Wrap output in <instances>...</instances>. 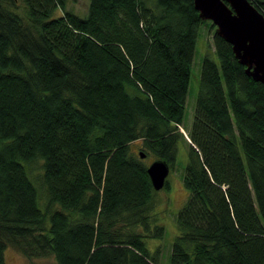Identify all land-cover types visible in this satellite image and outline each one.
I'll return each instance as SVG.
<instances>
[{
  "label": "trees",
  "instance_id": "1",
  "mask_svg": "<svg viewBox=\"0 0 264 264\" xmlns=\"http://www.w3.org/2000/svg\"><path fill=\"white\" fill-rule=\"evenodd\" d=\"M247 1L264 17V0ZM65 3L0 0V264L8 247L55 264H162L146 169L172 171L180 143L188 196L163 264H264V85L214 32L218 64L202 60L184 130L206 24L193 2L90 0L86 17Z\"/></svg>",
  "mask_w": 264,
  "mask_h": 264
},
{
  "label": "rangeland",
  "instance_id": "2",
  "mask_svg": "<svg viewBox=\"0 0 264 264\" xmlns=\"http://www.w3.org/2000/svg\"><path fill=\"white\" fill-rule=\"evenodd\" d=\"M89 1L90 0H66L65 7L67 10L72 11L80 17H86ZM18 5L21 10L22 4L19 3ZM214 32L215 26H213L211 22H206V24L200 27L198 31L195 53L191 66L189 91L185 106V117L182 124L184 130L189 129L193 121L195 102L200 90V71L202 60L208 57L218 64V58L213 53L214 46L212 39ZM184 130L182 129L181 133L186 140L187 133ZM142 148V142L137 141L131 145L130 150L132 154L137 156L138 153H143L141 151ZM143 160L146 164L150 163L149 159ZM187 160L188 146L185 143H180L178 145L175 168L170 171L166 180V182H168V188L155 192L156 194L152 204V219H155L156 223L164 228L165 235L162 240H147V244L151 249V253H154L157 248H161L160 260L163 263L166 261L174 238L178 235L176 216L185 205L188 196V192L182 184V175L187 164ZM40 167L41 161H37L32 165L31 177L34 180H38V177L42 174ZM37 185H40L39 180ZM4 264H55V261L53 257L50 256L45 258L29 259L15 248L8 247L4 251Z\"/></svg>",
  "mask_w": 264,
  "mask_h": 264
},
{
  "label": "water",
  "instance_id": "3",
  "mask_svg": "<svg viewBox=\"0 0 264 264\" xmlns=\"http://www.w3.org/2000/svg\"><path fill=\"white\" fill-rule=\"evenodd\" d=\"M191 1L200 20L211 22L215 35L231 46L245 74L264 85V17L247 0ZM146 173L157 192L164 188L170 168L165 161L156 160L147 166Z\"/></svg>",
  "mask_w": 264,
  "mask_h": 264
}]
</instances>
